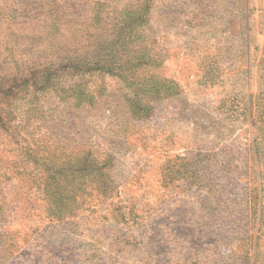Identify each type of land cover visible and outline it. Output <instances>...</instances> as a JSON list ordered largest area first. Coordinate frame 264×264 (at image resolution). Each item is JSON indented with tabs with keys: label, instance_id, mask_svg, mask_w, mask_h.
<instances>
[{
	"label": "rangeland",
	"instance_id": "374dc122",
	"mask_svg": "<svg viewBox=\"0 0 264 264\" xmlns=\"http://www.w3.org/2000/svg\"><path fill=\"white\" fill-rule=\"evenodd\" d=\"M102 8L141 15L129 65L32 86L90 50ZM12 74L31 82L0 92V264H264V0H0ZM85 153L103 184L72 169ZM53 171L76 193L61 214Z\"/></svg>",
	"mask_w": 264,
	"mask_h": 264
},
{
	"label": "trees",
	"instance_id": "16d2710c",
	"mask_svg": "<svg viewBox=\"0 0 264 264\" xmlns=\"http://www.w3.org/2000/svg\"><path fill=\"white\" fill-rule=\"evenodd\" d=\"M43 9L47 10L49 14V19L51 24V29L54 27V32L59 31L57 26L58 19L60 18V10H58L53 2H44ZM136 16V11L131 8L124 10V13H121V16L110 17L105 13L104 8L97 11L96 15L93 17L94 26L93 31L86 29V36L90 34H95L92 38L93 43H89L86 50V54L75 55L71 58H62V60H51L48 63L42 64L45 68H41L40 75H32L34 78L31 83L32 86H35L38 90H49L54 88L55 84L50 83L49 80L51 76H64L68 73L77 74V73H107L110 72L115 74L114 71L120 70L125 65H129L126 58L132 54V52H138L134 49V45L139 39V35L132 38L131 34H137V25L135 22L140 19ZM52 31L46 32L47 39H54ZM93 32V33H92ZM133 34V35H134ZM87 39V37H86ZM51 40V41H52ZM109 49V50H108ZM109 55L112 56L110 61ZM127 55V56H126ZM138 61H142V54H140ZM126 56V57H125ZM81 58L86 62L81 63ZM113 61V62H112ZM140 65V62H136L135 66ZM55 72V74H54ZM28 77V78H27ZM31 78L26 74H12L10 77L6 78V83L2 84L0 92L4 95L5 99L8 98L12 103H16V100L19 99L20 94L24 92L26 86L30 84ZM9 83V84H8ZM137 104V103H136ZM1 119V118H0ZM90 153L87 152V155ZM84 161L82 167H72L75 171H81L84 173V178L90 176L95 181L97 179V184H103L104 179V164L100 165L97 162H88L86 153L84 155ZM78 159V158H77ZM91 171H87V170ZM97 176V178H96ZM82 177V179H84ZM77 180V179H76ZM75 180V181H76ZM46 184L44 185L46 193L49 196V202L51 209L55 213H64L66 205L68 202L72 201V198H75V191L72 187L70 188V182L59 180V177L56 176V173L53 171L47 176ZM84 181V180H83ZM67 208V207H66Z\"/></svg>",
	"mask_w": 264,
	"mask_h": 264
}]
</instances>
